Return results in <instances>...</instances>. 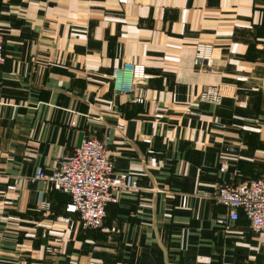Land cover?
Returning <instances> with one entry per match:
<instances>
[{
    "label": "crops",
    "instance_id": "1",
    "mask_svg": "<svg viewBox=\"0 0 264 264\" xmlns=\"http://www.w3.org/2000/svg\"><path fill=\"white\" fill-rule=\"evenodd\" d=\"M0 32V264H264V232L240 211L218 224L212 198L264 175V0H0ZM126 61L145 75L120 92ZM105 134L138 187L82 228L68 194L30 176Z\"/></svg>",
    "mask_w": 264,
    "mask_h": 264
},
{
    "label": "built area",
    "instance_id": "2",
    "mask_svg": "<svg viewBox=\"0 0 264 264\" xmlns=\"http://www.w3.org/2000/svg\"><path fill=\"white\" fill-rule=\"evenodd\" d=\"M4 59L3 35L0 32V63ZM209 61L210 44L196 42L192 63L199 66ZM125 72L127 78L123 76ZM144 75L142 62L126 61L120 68L111 71L114 88L120 92L130 91V82L141 79ZM199 96L205 100L216 101L217 88L207 86L201 90ZM133 100L140 101L142 96H135ZM107 145L106 134L100 138L82 137L70 152L55 156L46 170L38 168L30 176V179H43L48 189L66 192L71 208L77 214V222L82 228L102 226L105 205L115 201V190H135L138 187L134 176L124 171L113 172ZM218 169L222 171L224 167L220 165ZM212 198L227 209L226 214L215 218L218 224L234 221L240 211L247 218L252 230L264 232V175L237 182H222L216 186Z\"/></svg>",
    "mask_w": 264,
    "mask_h": 264
},
{
    "label": "trees",
    "instance_id": "3",
    "mask_svg": "<svg viewBox=\"0 0 264 264\" xmlns=\"http://www.w3.org/2000/svg\"><path fill=\"white\" fill-rule=\"evenodd\" d=\"M242 213V212H241ZM92 229H97V228H92Z\"/></svg>",
    "mask_w": 264,
    "mask_h": 264
}]
</instances>
